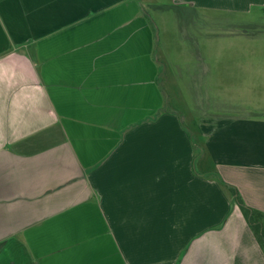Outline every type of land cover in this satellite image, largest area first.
Listing matches in <instances>:
<instances>
[{"label": "crops", "instance_id": "0c3cea01", "mask_svg": "<svg viewBox=\"0 0 264 264\" xmlns=\"http://www.w3.org/2000/svg\"><path fill=\"white\" fill-rule=\"evenodd\" d=\"M163 2L208 24L264 14V0ZM143 4L0 0V264H264L219 184L264 216V106L191 110L193 136L165 100Z\"/></svg>", "mask_w": 264, "mask_h": 264}, {"label": "rangeland", "instance_id": "374dc122", "mask_svg": "<svg viewBox=\"0 0 264 264\" xmlns=\"http://www.w3.org/2000/svg\"><path fill=\"white\" fill-rule=\"evenodd\" d=\"M163 1L141 0L143 15L155 31V54L161 68L159 81L169 110H176L189 129L191 110L230 115L259 112V104L264 106V14L214 15V24H208L204 15L196 14L187 20L181 12L163 7L166 4ZM201 22L207 26L200 30ZM244 25H249L248 29ZM244 29L250 31L249 35L242 42L232 40L235 45L231 51L227 50L228 43L220 44L225 40L232 43L230 39L238 37ZM232 32L236 36L224 34ZM205 33L216 34L215 38L210 36L214 44H209ZM196 55L200 57L195 61ZM229 55L232 62L226 61ZM187 72L195 75L194 81L186 77ZM230 73L236 77L228 78ZM207 77L209 85L204 84ZM260 222L259 236L264 241V219Z\"/></svg>", "mask_w": 264, "mask_h": 264}, {"label": "trees", "instance_id": "16d2710c", "mask_svg": "<svg viewBox=\"0 0 264 264\" xmlns=\"http://www.w3.org/2000/svg\"><path fill=\"white\" fill-rule=\"evenodd\" d=\"M189 126H190L189 131L191 132V134L193 136L196 133H198V130L196 128V124L193 120L190 122ZM202 161L197 165V167L199 169V171H197V172H199L203 176H209L210 175V176L219 178L218 174L215 171V167H214L213 163L211 161H209V162L208 161L202 162ZM219 184L227 192V194L231 197L232 201L240 209L241 213L243 214L244 218L246 219L250 228L252 229L254 235L256 236L257 241L259 242V245H260V247L264 253V241H262L260 236H259V230L261 229V224H262L260 221H262V219H264V216L261 214H258V213H254L251 209L247 208L243 204L242 200L239 198L237 191L233 187L226 185L220 179H219Z\"/></svg>", "mask_w": 264, "mask_h": 264}]
</instances>
